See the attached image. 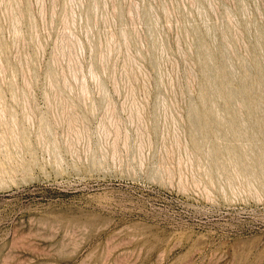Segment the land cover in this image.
Returning a JSON list of instances; mask_svg holds the SVG:
<instances>
[{"label": "rangeland", "instance_id": "rangeland-1", "mask_svg": "<svg viewBox=\"0 0 264 264\" xmlns=\"http://www.w3.org/2000/svg\"><path fill=\"white\" fill-rule=\"evenodd\" d=\"M0 264H264V0H0Z\"/></svg>", "mask_w": 264, "mask_h": 264}, {"label": "bare ground", "instance_id": "bare-ground-1", "mask_svg": "<svg viewBox=\"0 0 264 264\" xmlns=\"http://www.w3.org/2000/svg\"><path fill=\"white\" fill-rule=\"evenodd\" d=\"M15 3H16V2H15ZM8 4H9V3H8ZM9 9H10V8H9ZM11 9H12V8H11ZM12 16H13V15H12ZM16 17H17V16H16ZM16 17H15V18H16ZM12 18H13V17H12ZM12 21H13V20H12ZM14 23H15V22H14ZM72 68H73V67H72ZM51 86H52V85H51ZM82 93H83V92H82ZM55 98H56V97H55ZM54 103H55V102H54ZM130 103H131V102H130ZM27 104H28V103H27ZM131 105H132V103H131ZM54 108H55V107H54ZM65 109H66V108H65ZM129 110H130V109H129ZM65 112H66V111H65ZM136 112H137V111H136ZM66 113H68V112H66ZM65 115H66V114H65ZM135 115H136V114H135ZM26 116H27V115H26ZM29 117H30V116H29ZM138 117H139V116H138ZM67 118H68V117H67ZM62 119H63V118H62ZM69 120H70V116H69ZM107 121H108V119H107ZM109 121H110V120H109ZM109 121H108V122H109ZM112 121H113V120H112ZM71 123H72V122L68 121V124H70V126L72 127ZM62 124H63V123H62ZM66 124H67V123H66ZM70 126H69L68 129H70ZM73 126H74V124H73ZM75 127H77V126H75ZM75 127H74V128H75ZM77 129H78V128H77ZM77 129H76V130H77ZM64 131H65V130H64ZM71 132H72V131H71ZM66 134H67V133H66ZM74 135H75V134H74Z\"/></svg>", "mask_w": 264, "mask_h": 264}]
</instances>
